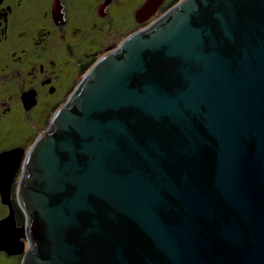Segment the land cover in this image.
<instances>
[{"label":"flooded vegetation","instance_id":"flooded-vegetation-1","mask_svg":"<svg viewBox=\"0 0 264 264\" xmlns=\"http://www.w3.org/2000/svg\"><path fill=\"white\" fill-rule=\"evenodd\" d=\"M149 1L0 0V220L13 210L25 228V252L0 251V264H22L33 220L61 228L77 247L78 264H184L173 253L183 254V226L212 223L204 212L190 215L187 182L199 187L218 159L221 95L231 100L251 89V45L241 23L246 9H236V1L230 9L224 0H206L213 8L196 0L185 43L176 29L168 34L176 41L134 51L126 42L165 28L185 0ZM138 51V68L119 82V91L145 99L122 97L119 105L83 110L70 104L83 84H93L100 63L127 61ZM150 98L167 105H150ZM230 106L226 123L233 122ZM63 112L82 122H60ZM248 134L239 130L234 142L246 148ZM96 181L110 194L97 193ZM24 184L47 198L40 204L53 210L47 220L28 211L35 206L21 198ZM79 191L87 193L70 201ZM220 200L216 207L231 212L228 200Z\"/></svg>","mask_w":264,"mask_h":264},{"label":"water","instance_id":"water-1","mask_svg":"<svg viewBox=\"0 0 264 264\" xmlns=\"http://www.w3.org/2000/svg\"><path fill=\"white\" fill-rule=\"evenodd\" d=\"M156 1L158 0H150L148 5L152 6ZM219 1L222 0H216L215 4ZM224 1H226L227 8L234 9L233 4L236 1V9L237 7L241 10L246 9V13L242 14L241 23L245 26L242 31L243 41L251 45V50L248 49L246 53L251 63V89L248 93L235 94L231 100L221 95L218 103L220 111L217 114L215 125L220 139L218 159L215 163L211 162L210 172L201 175L199 187L190 178L188 179L186 199L190 215L195 217L196 213L204 212L205 217H208L212 223L197 225L189 221V224L183 226L182 258L179 252L173 253L178 262L183 259L184 264H264V0ZM196 3V0H185L173 8L170 14L171 23L165 28H161L151 37H146L143 33L137 34L126 42L127 47L135 48L133 50L136 51L142 48L154 49L164 45V42H174L176 37H170V35L176 29L182 32L180 35L185 43V40L189 39L186 32L190 30L187 15L189 11L197 9ZM203 3L204 7L209 5L206 0H203ZM208 7L213 8L214 5ZM235 12L230 13V17L233 23L237 24L239 19L233 18ZM221 19L224 24V18L221 17ZM224 25L226 35L232 36L230 25ZM256 41L261 44L256 45ZM141 52L129 53L131 58L127 61L107 58L100 63L94 69L93 84L87 82L83 84L79 94L74 96L70 104H76L82 109V106L88 108L106 103L119 105L122 97L124 101L131 97V101L136 103L138 100L145 99L140 95L123 96L119 91V82L123 81L128 72L138 68ZM253 64H256L257 68ZM91 89L95 90V93L89 91ZM231 102L233 107L230 106L229 119L232 118L233 122L226 123L223 117L228 116L227 112ZM149 104L158 107L161 104L167 105V101L150 98ZM66 113L63 112L57 119L60 122L68 119L82 122L79 118ZM58 120L56 121L59 122ZM239 130L250 134L247 135L249 145L246 144V148L243 146L240 148L234 142V137ZM95 184L93 187L96 188L97 193H102L103 196L110 194L100 187V181H96ZM86 193L87 191L76 192L70 201L75 202L79 200V195L85 196ZM20 196L27 205L33 203L35 206H27L28 211H38L40 215H43L41 216L44 220H47V214L53 211L41 207V202H47V198L28 191L25 184L20 190ZM220 197L228 200L231 212L227 211L222 204L216 207L221 201ZM56 209L58 213L62 212V209ZM225 213L229 215V220L223 219ZM213 218L220 221L218 224L220 228L217 230ZM33 221L30 224L31 247L25 253L22 264L79 263L76 245L65 238L61 228L56 225V229L52 221L47 223ZM46 224L51 226V230L45 227ZM24 237L25 228L17 226L12 210L7 217L0 220V251L4 250L9 255L23 254L25 252ZM216 244H218L217 247Z\"/></svg>","mask_w":264,"mask_h":264},{"label":"trees","instance_id":"trees-1","mask_svg":"<svg viewBox=\"0 0 264 264\" xmlns=\"http://www.w3.org/2000/svg\"><path fill=\"white\" fill-rule=\"evenodd\" d=\"M13 264H21V261L20 260H18V263H15V262H12Z\"/></svg>","mask_w":264,"mask_h":264}]
</instances>
